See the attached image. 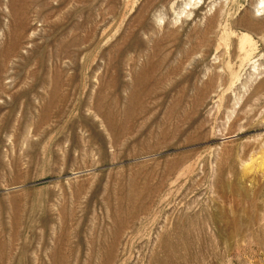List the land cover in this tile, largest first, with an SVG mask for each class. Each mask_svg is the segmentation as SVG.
<instances>
[{
    "label": "rangeland",
    "instance_id": "1",
    "mask_svg": "<svg viewBox=\"0 0 264 264\" xmlns=\"http://www.w3.org/2000/svg\"><path fill=\"white\" fill-rule=\"evenodd\" d=\"M0 264H264V0H0Z\"/></svg>",
    "mask_w": 264,
    "mask_h": 264
},
{
    "label": "bare ground",
    "instance_id": "2",
    "mask_svg": "<svg viewBox=\"0 0 264 264\" xmlns=\"http://www.w3.org/2000/svg\"><path fill=\"white\" fill-rule=\"evenodd\" d=\"M263 2V1H262ZM261 3V2H260ZM262 4V3H261Z\"/></svg>",
    "mask_w": 264,
    "mask_h": 264
}]
</instances>
